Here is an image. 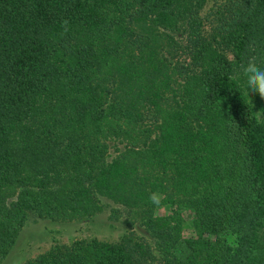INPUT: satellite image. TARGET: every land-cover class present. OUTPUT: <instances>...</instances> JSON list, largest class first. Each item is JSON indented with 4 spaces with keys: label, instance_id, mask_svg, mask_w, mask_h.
Wrapping results in <instances>:
<instances>
[{
    "label": "trees",
    "instance_id": "1",
    "mask_svg": "<svg viewBox=\"0 0 264 264\" xmlns=\"http://www.w3.org/2000/svg\"><path fill=\"white\" fill-rule=\"evenodd\" d=\"M207 2L0 0V264L30 220L104 212L153 244L24 264H264V121L229 79L264 57V0Z\"/></svg>",
    "mask_w": 264,
    "mask_h": 264
},
{
    "label": "rangeland",
    "instance_id": "2",
    "mask_svg": "<svg viewBox=\"0 0 264 264\" xmlns=\"http://www.w3.org/2000/svg\"><path fill=\"white\" fill-rule=\"evenodd\" d=\"M207 1V7H209L215 0ZM255 95L251 100L253 111L260 120L264 121V99H261L258 93H255ZM122 147L123 145L117 142H109V155H114ZM166 211V208H161L158 214H163ZM187 220L188 218H186ZM130 230L153 244V239L144 225L136 223L129 226L121 220L109 219L108 214L105 212L90 219L74 221H60L49 218L30 220L18 233L14 245L1 264H24L26 261L44 253L54 244L68 245L75 240L98 239L100 241L117 242ZM189 235H191V230L189 226H185L183 236ZM153 264H162V262L156 260Z\"/></svg>",
    "mask_w": 264,
    "mask_h": 264
},
{
    "label": "clouds",
    "instance_id": "3",
    "mask_svg": "<svg viewBox=\"0 0 264 264\" xmlns=\"http://www.w3.org/2000/svg\"><path fill=\"white\" fill-rule=\"evenodd\" d=\"M68 21H63V26L67 28ZM260 42L253 38L247 43L244 57L233 74L229 79L241 80L240 84L241 93L248 96L251 93H258L261 99H264V57L260 54ZM162 196L159 192H153L149 201L152 205L159 207L161 204Z\"/></svg>",
    "mask_w": 264,
    "mask_h": 264
}]
</instances>
